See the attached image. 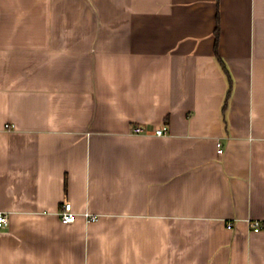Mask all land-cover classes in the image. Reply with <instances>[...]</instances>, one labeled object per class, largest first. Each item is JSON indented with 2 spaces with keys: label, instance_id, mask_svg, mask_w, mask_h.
<instances>
[{
  "label": "crops",
  "instance_id": "0c3cea01",
  "mask_svg": "<svg viewBox=\"0 0 264 264\" xmlns=\"http://www.w3.org/2000/svg\"><path fill=\"white\" fill-rule=\"evenodd\" d=\"M0 214V264H264V0H0Z\"/></svg>",
  "mask_w": 264,
  "mask_h": 264
},
{
  "label": "built area",
  "instance_id": "2783aa9c",
  "mask_svg": "<svg viewBox=\"0 0 264 264\" xmlns=\"http://www.w3.org/2000/svg\"><path fill=\"white\" fill-rule=\"evenodd\" d=\"M134 133L137 135L144 134V130H143V128L138 127V128L134 129ZM168 133H169L168 128L162 127V128L155 130L153 134L156 137H164V136L168 135ZM218 147H219V149H221L222 145L218 144ZM60 218L64 224H72L76 221L77 216L73 211L72 204L68 203V204L64 205L63 211L60 214ZM97 220H98V218L95 216L89 217L90 222H96ZM8 225H9L8 216L5 214H0V229H5L8 227ZM252 225L257 229H263L264 230V222L255 221V222H252ZM231 227L232 226H229V228H231Z\"/></svg>",
  "mask_w": 264,
  "mask_h": 264
},
{
  "label": "trees",
  "instance_id": "16d2710c",
  "mask_svg": "<svg viewBox=\"0 0 264 264\" xmlns=\"http://www.w3.org/2000/svg\"><path fill=\"white\" fill-rule=\"evenodd\" d=\"M218 32H219V28H217L216 30V37L218 38Z\"/></svg>",
  "mask_w": 264,
  "mask_h": 264
}]
</instances>
